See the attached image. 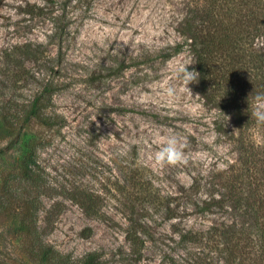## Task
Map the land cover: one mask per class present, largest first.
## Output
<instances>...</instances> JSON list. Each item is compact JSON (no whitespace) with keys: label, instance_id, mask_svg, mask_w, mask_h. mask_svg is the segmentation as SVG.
Instances as JSON below:
<instances>
[{"label":"rangeland","instance_id":"rangeland-1","mask_svg":"<svg viewBox=\"0 0 264 264\" xmlns=\"http://www.w3.org/2000/svg\"><path fill=\"white\" fill-rule=\"evenodd\" d=\"M81 1L50 42V21L25 12L44 0H0V264H261L255 246L240 255L218 235L206 242L235 219L205 200L237 159L238 114L264 138L252 115L264 111V0H234V59L212 55L213 73L199 69L202 37H187L207 0ZM192 58L190 95L177 74ZM35 98L50 126L12 124ZM30 134L41 138L38 187L22 169ZM173 134L186 163L160 167L154 156ZM34 226L46 261L26 251Z\"/></svg>","mask_w":264,"mask_h":264},{"label":"trees","instance_id":"trees-1","mask_svg":"<svg viewBox=\"0 0 264 264\" xmlns=\"http://www.w3.org/2000/svg\"><path fill=\"white\" fill-rule=\"evenodd\" d=\"M70 2L71 0H44L43 3L28 4L25 12L31 17L47 18L51 23V28L47 33L49 41H61L68 32L69 22L74 16V8H81L84 5L81 0H76L73 5ZM237 5L234 0H207L205 6L200 8L201 27H189L187 37L190 39V44H194L195 39L202 37V46L195 48L201 71L208 69L212 70V73L215 72L213 62L209 61L214 54L220 56L223 62L226 58L234 59L231 57L234 54V42L239 30L236 29V22L231 18ZM227 63L229 64L225 61V64ZM45 106L46 104L42 106L35 98L26 105L23 111L25 117L22 118V114L18 115L11 118V123L19 124L22 128V125L32 121L39 127H49V120L52 116L46 112L41 113ZM230 137L237 159L226 169L219 171L214 182L218 187L214 191L217 196L211 193L209 199L205 201L208 209L212 205L230 208L228 214L235 220L230 224H223L221 227L212 226L207 231L205 239L206 242H212L218 235L220 236L218 239L222 238L224 243L228 244L231 249L239 251L240 255L255 246L253 253L255 257H259L258 260H262L261 264H264V138L262 142L256 140L248 120L242 113L236 117V128ZM40 139L38 135L30 134L20 140L23 150L22 169L26 178L31 177L28 179L34 187H38V178L35 176L33 166H38L36 153ZM259 163L263 166L259 167ZM239 186H245L243 198L238 196ZM228 197L235 198V202L229 203ZM31 210L32 208L27 210V214ZM36 232V226L24 232L28 244L26 251L32 258L46 261L47 255L41 247ZM233 252L235 253V251ZM89 261L91 260L87 257L82 264H89ZM225 264H229V262L227 261Z\"/></svg>","mask_w":264,"mask_h":264},{"label":"clouds","instance_id":"clouds-1","mask_svg":"<svg viewBox=\"0 0 264 264\" xmlns=\"http://www.w3.org/2000/svg\"><path fill=\"white\" fill-rule=\"evenodd\" d=\"M40 43H46V40L42 39ZM196 59L192 58L188 60L180 69L178 78L182 80L184 90L193 95L191 89L188 87L190 83H196L199 77V73L193 68L189 70L188 65H194ZM168 94H174V89L169 86L167 89ZM199 96V95H197ZM259 123H264V111H254L252 114ZM154 160L160 167H175L186 163L184 150L180 147V140L176 135H169L163 142L160 150L155 154Z\"/></svg>","mask_w":264,"mask_h":264}]
</instances>
